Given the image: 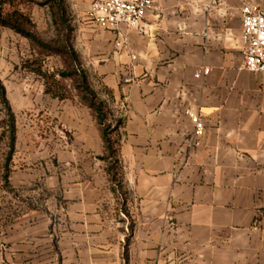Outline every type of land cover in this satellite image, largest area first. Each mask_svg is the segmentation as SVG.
Listing matches in <instances>:
<instances>
[{"label":"crops","instance_id":"1","mask_svg":"<svg viewBox=\"0 0 264 264\" xmlns=\"http://www.w3.org/2000/svg\"><path fill=\"white\" fill-rule=\"evenodd\" d=\"M91 1L70 0L74 47L122 119L121 184L91 110L45 93L28 39L0 26V264H264V73L242 68L239 38L241 9L264 0H154L119 46Z\"/></svg>","mask_w":264,"mask_h":264},{"label":"trees","instance_id":"2","mask_svg":"<svg viewBox=\"0 0 264 264\" xmlns=\"http://www.w3.org/2000/svg\"><path fill=\"white\" fill-rule=\"evenodd\" d=\"M38 5L47 7L51 17V23L58 33H62L64 37L63 48L66 51L56 50L63 55L66 64V71L44 69V61L51 51L36 33L33 32L34 23L30 16L21 9L27 5ZM0 26L9 28L17 34L28 39L31 50L36 55L27 58L23 62V66L39 75L44 82V92L54 98L65 99L72 98L68 94L61 92L55 79L68 78L73 83V88L77 93L78 100L88 107L99 126L104 142L105 154L102 157L109 163L108 175L111 181L121 184V166L119 161V127L122 119H114L112 112L106 102L102 101L91 86L87 72L82 68L79 62V55L74 49V28L70 24L68 14L67 0H0ZM58 42V40H57ZM42 49H50V52L42 53ZM39 50V51H38ZM0 101L8 110L5 99L4 87L0 81ZM8 114V125L10 132H13V120L10 113ZM13 135H9V146L11 147Z\"/></svg>","mask_w":264,"mask_h":264},{"label":"built area","instance_id":"3","mask_svg":"<svg viewBox=\"0 0 264 264\" xmlns=\"http://www.w3.org/2000/svg\"><path fill=\"white\" fill-rule=\"evenodd\" d=\"M154 0H92L87 16L96 28L116 31V46L123 38L121 26L139 27L146 13L153 9ZM240 41L243 47L242 68L252 73H264V8L244 6L241 9ZM203 70L201 73H205ZM197 73L196 76H199ZM194 124V134L200 136L204 125L198 114H189Z\"/></svg>","mask_w":264,"mask_h":264},{"label":"rangeland","instance_id":"4","mask_svg":"<svg viewBox=\"0 0 264 264\" xmlns=\"http://www.w3.org/2000/svg\"><path fill=\"white\" fill-rule=\"evenodd\" d=\"M67 4H68V14L70 18V24L75 31L74 15L70 10V5H69L70 0H67ZM21 9H23V11L27 13L30 16L31 20L33 21L34 23L33 32L36 33L44 43L49 45L50 48L55 49L54 51H51V53H49L48 56H50L53 59V61L58 65V70L65 69L66 71L67 62L64 61L63 55L56 51V50L66 51V49L63 48L65 42L63 37L64 32L58 33L55 27L52 25L48 8L40 7L38 5L32 4V5L23 6L21 7ZM73 46H74V42H73ZM47 52H50V49H42L43 54ZM79 62L81 63L82 66V62L80 58H79ZM55 81L58 83L61 92L68 94L70 96L77 97V93L74 90L73 83L70 79L68 78L60 79L57 77ZM89 81L91 83L90 78ZM7 125H8V117H3V118L0 117V210L7 206L6 195L2 193V190H4V185L1 181V178L3 176L2 174L3 158L6 152L8 151L7 149L10 143L9 132L8 130H6Z\"/></svg>","mask_w":264,"mask_h":264}]
</instances>
